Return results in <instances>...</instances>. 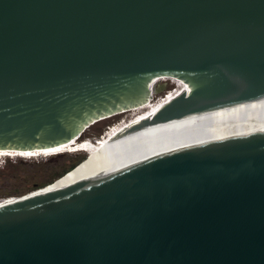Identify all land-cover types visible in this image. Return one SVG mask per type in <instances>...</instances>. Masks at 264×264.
<instances>
[{
  "label": "water",
  "instance_id": "obj_1",
  "mask_svg": "<svg viewBox=\"0 0 264 264\" xmlns=\"http://www.w3.org/2000/svg\"><path fill=\"white\" fill-rule=\"evenodd\" d=\"M171 78L76 181L0 201V264H264V0H0V153Z\"/></svg>",
  "mask_w": 264,
  "mask_h": 264
},
{
  "label": "rangeland",
  "instance_id": "obj_2",
  "mask_svg": "<svg viewBox=\"0 0 264 264\" xmlns=\"http://www.w3.org/2000/svg\"><path fill=\"white\" fill-rule=\"evenodd\" d=\"M172 88L174 87L170 83H167L165 90H171ZM126 114L127 112H119L96 122L87 129L84 137L90 136V134H93L92 136L103 135L108 125L112 123L114 119ZM81 156H84L82 159L84 160L87 154L83 152H64L48 157H36L37 159L1 156L0 200L9 197H18L36 189H42L51 185L69 170L50 181L56 172H60L63 168L71 164L74 160L79 159Z\"/></svg>",
  "mask_w": 264,
  "mask_h": 264
},
{
  "label": "bare ground",
  "instance_id": "obj_3",
  "mask_svg": "<svg viewBox=\"0 0 264 264\" xmlns=\"http://www.w3.org/2000/svg\"><path fill=\"white\" fill-rule=\"evenodd\" d=\"M170 83L174 88L171 90H164L162 93H159L154 98L148 100L144 105L124 111L127 112L126 115H121L117 119H114L112 123H108V127L103 135L86 136L83 138L82 143L76 148H69L63 150H56L51 152H39V153H31V152H20L16 154H6L0 153V156H12L22 159H31L36 157H48L53 156L58 153H64L68 151L72 152H83L87 154V157L81 161L78 165H76L73 169L65 173L62 177H60L57 181L52 183L51 185L42 188L40 190H54L66 187L72 182L76 181L80 176H82L85 172H87L91 167H93L97 162H99L112 148L110 146V141L127 129L129 126L138 122L140 119L146 117L147 115L152 114L161 106L164 102L168 101L170 98L175 96L182 88L183 84L179 81L171 78ZM121 113V112H120ZM41 158V157H40ZM37 159V158H36ZM13 197H9L10 199ZM7 199H2L7 200Z\"/></svg>",
  "mask_w": 264,
  "mask_h": 264
},
{
  "label": "trees",
  "instance_id": "obj_4",
  "mask_svg": "<svg viewBox=\"0 0 264 264\" xmlns=\"http://www.w3.org/2000/svg\"><path fill=\"white\" fill-rule=\"evenodd\" d=\"M58 154H61V153H58ZM58 154H56V155H58ZM83 157L84 156H81L79 159H76V160H74L71 164H69V165H67L65 168H63L60 172H56L55 174H54V176H52V179L50 180V181H52L55 177H57V176H59V175H61L62 173H64L65 171H67V170H71V169H73L76 165H78L79 163V161H81L82 159H83ZM83 161V160H82ZM49 181V182H50Z\"/></svg>",
  "mask_w": 264,
  "mask_h": 264
}]
</instances>
